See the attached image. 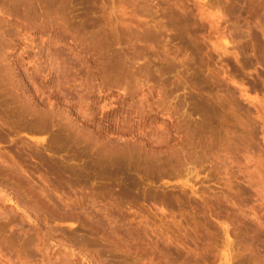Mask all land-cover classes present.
<instances>
[{
	"label": "rangeland",
	"instance_id": "374dc122",
	"mask_svg": "<svg viewBox=\"0 0 264 264\" xmlns=\"http://www.w3.org/2000/svg\"><path fill=\"white\" fill-rule=\"evenodd\" d=\"M0 264H264V0H0Z\"/></svg>",
	"mask_w": 264,
	"mask_h": 264
}]
</instances>
